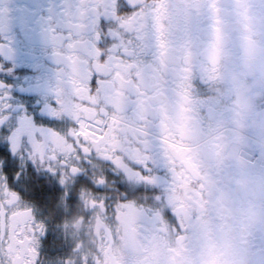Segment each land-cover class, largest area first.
<instances>
[{
  "label": "flooded vegetation",
  "instance_id": "1",
  "mask_svg": "<svg viewBox=\"0 0 264 264\" xmlns=\"http://www.w3.org/2000/svg\"><path fill=\"white\" fill-rule=\"evenodd\" d=\"M74 4L0 0V84L14 117L43 115L55 99L62 65L53 35L64 30ZM190 15L198 30L181 24L176 63L156 65L148 99L141 94L143 78L131 75L121 89L122 104L105 117L110 122L115 116V123L101 136H88L96 150L94 182L103 176L104 161L113 159L121 183L135 189L144 183L135 167L146 159L151 131L160 156L171 162L175 182L167 199L176 224L143 197H116L106 212L98 203L101 194L78 185L75 173L61 171L63 191L53 199L48 219L58 217L54 226L66 252L48 264H121L118 252L122 264H201L196 240L205 234L211 242L231 241L243 264H264V228L250 229L246 215L249 203L264 206V131L252 122L264 118V0H196ZM242 94L252 98L253 118L240 114ZM58 104L69 122L81 114L70 94L61 95ZM236 139L242 143L232 156L228 148ZM237 177L251 179L247 197L231 183ZM209 180L217 186L211 194ZM104 187L114 195V185ZM216 196L225 197L234 215L216 214ZM208 264L228 261L216 256Z\"/></svg>",
  "mask_w": 264,
  "mask_h": 264
},
{
  "label": "snow or ice",
  "instance_id": "2",
  "mask_svg": "<svg viewBox=\"0 0 264 264\" xmlns=\"http://www.w3.org/2000/svg\"><path fill=\"white\" fill-rule=\"evenodd\" d=\"M195 2L75 0L64 30L53 35L62 71L45 114L14 117L0 84V264H48L65 258L66 246L54 226L58 217L48 219L53 199L63 191L61 171L75 173L78 185L87 184L101 194L98 203L106 212L116 197H143L176 224L167 199L175 182L171 162L160 156L151 131H146V159L135 167L144 183L135 189L121 183L113 159L104 161L103 176L94 182L91 162L96 150L89 147L88 136H101L115 123V116L110 122L105 117L111 107L122 104L121 89L131 75L143 78L141 94L148 99L156 65L176 63L181 24L191 32L198 30V20L190 15ZM63 94L81 105L74 121L65 120L59 110ZM106 183L114 185V195Z\"/></svg>",
  "mask_w": 264,
  "mask_h": 264
},
{
  "label": "clouds",
  "instance_id": "3",
  "mask_svg": "<svg viewBox=\"0 0 264 264\" xmlns=\"http://www.w3.org/2000/svg\"><path fill=\"white\" fill-rule=\"evenodd\" d=\"M240 110V114L244 118L254 117V106L251 97H245L243 94L241 95ZM252 122L257 128L264 131V118H254ZM241 143L242 142L239 139L234 140L228 148L229 154L236 156ZM261 147H264V142L261 143ZM231 183L234 185L238 194H241L244 197L248 196L252 188V181L249 178H232ZM208 186L210 189V194L214 193L217 187L216 182L214 180H209ZM212 207L217 215L223 213L234 215V213L227 208L226 199L223 196L214 197ZM246 215L248 227L250 229L264 228V206L252 205L249 203L247 206ZM196 244L199 246L198 259L200 260L201 264H208V262L216 256L222 257L224 260L228 261V264H243V260L235 251V246L231 241H226L224 243L211 242L207 240V234H205L204 237L197 238ZM116 259L122 264L123 254L118 252Z\"/></svg>",
  "mask_w": 264,
  "mask_h": 264
}]
</instances>
